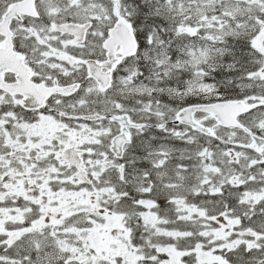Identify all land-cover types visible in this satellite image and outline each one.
<instances>
[{
  "label": "snow or ice",
  "instance_id": "1",
  "mask_svg": "<svg viewBox=\"0 0 264 264\" xmlns=\"http://www.w3.org/2000/svg\"><path fill=\"white\" fill-rule=\"evenodd\" d=\"M0 264H264V0H0Z\"/></svg>",
  "mask_w": 264,
  "mask_h": 264
}]
</instances>
